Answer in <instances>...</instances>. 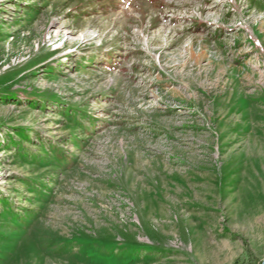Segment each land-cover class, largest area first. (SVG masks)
Segmentation results:
<instances>
[{"label": "rangeland", "instance_id": "1", "mask_svg": "<svg viewBox=\"0 0 264 264\" xmlns=\"http://www.w3.org/2000/svg\"><path fill=\"white\" fill-rule=\"evenodd\" d=\"M0 264H264V0H0Z\"/></svg>", "mask_w": 264, "mask_h": 264}]
</instances>
